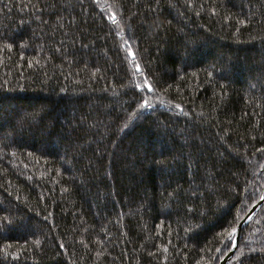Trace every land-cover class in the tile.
Wrapping results in <instances>:
<instances>
[{"label":"trees","instance_id":"obj_1","mask_svg":"<svg viewBox=\"0 0 264 264\" xmlns=\"http://www.w3.org/2000/svg\"><path fill=\"white\" fill-rule=\"evenodd\" d=\"M263 186L264 0H0V264H218Z\"/></svg>","mask_w":264,"mask_h":264},{"label":"water","instance_id":"obj_2","mask_svg":"<svg viewBox=\"0 0 264 264\" xmlns=\"http://www.w3.org/2000/svg\"><path fill=\"white\" fill-rule=\"evenodd\" d=\"M263 202H264V186H263L262 194H261L259 200L249 209V211L245 214V216L236 225V227H235L236 232L234 234H232L233 242H232L231 248L227 252V254L219 261L218 264H227L228 263V261L230 260L231 256L233 255V253L235 251L242 226L259 209V207L262 205Z\"/></svg>","mask_w":264,"mask_h":264},{"label":"snow or ice","instance_id":"obj_3","mask_svg":"<svg viewBox=\"0 0 264 264\" xmlns=\"http://www.w3.org/2000/svg\"><path fill=\"white\" fill-rule=\"evenodd\" d=\"M108 19L110 20V21H112L113 23H116V20H115V18H114V15H110L109 17H108ZM240 23H244V21L243 20H241L240 21ZM10 47V46H9ZM138 67V66H137ZM209 75H211V73H209ZM145 84L148 86V88H149V90H151V85H148L147 84V81H145ZM137 87H139V85H137ZM145 106H150L149 104H148V101H144L143 102V104H141L140 105V107H145ZM177 107H180L179 105H177ZM236 232V229L235 228H232L231 230H230V236L232 235V234H234ZM61 247H63V245H61ZM242 254V253H241Z\"/></svg>","mask_w":264,"mask_h":264}]
</instances>
